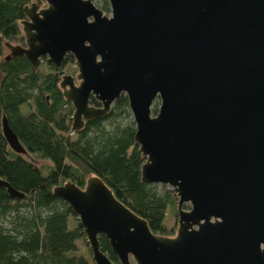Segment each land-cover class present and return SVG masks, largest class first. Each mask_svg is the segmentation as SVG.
Returning <instances> with one entry per match:
<instances>
[{"label": "water", "instance_id": "1", "mask_svg": "<svg viewBox=\"0 0 264 264\" xmlns=\"http://www.w3.org/2000/svg\"><path fill=\"white\" fill-rule=\"evenodd\" d=\"M107 1L109 14L93 0H33L19 20L25 44L3 41V58L23 54L35 69L42 56L59 68L72 55L77 73L59 85L73 132L125 94L142 183L177 196L176 233L163 236L94 174L80 188L54 186L93 263L113 264L99 249L104 234L121 264H264V0ZM0 130L26 153L5 115Z\"/></svg>", "mask_w": 264, "mask_h": 264}, {"label": "trees", "instance_id": "2", "mask_svg": "<svg viewBox=\"0 0 264 264\" xmlns=\"http://www.w3.org/2000/svg\"><path fill=\"white\" fill-rule=\"evenodd\" d=\"M31 1L0 0V117L5 115L30 155L11 150L0 130V179L22 194L11 196L0 185V264H95L75 212L52 190L69 180L83 187L90 174L146 220L154 234L172 235L174 229L166 228L165 215L171 210L177 217V196L171 188L159 192L156 183H142L145 156L134 142L135 123L126 95L120 94L107 114L88 119L73 132V106L59 85L65 72L75 76L76 67L63 70L74 63L72 55L66 54L59 68L42 56L45 70L35 69L23 54L3 58V41L24 44L19 20L24 17L23 6ZM94 4L103 13L110 10L107 0ZM89 103L100 105L92 96ZM156 109L154 100L151 111ZM32 158L47 163L37 164ZM76 240L84 242L90 259L73 253ZM98 241L101 252L113 264H121L104 234L98 235Z\"/></svg>", "mask_w": 264, "mask_h": 264}, {"label": "rangeland", "instance_id": "3", "mask_svg": "<svg viewBox=\"0 0 264 264\" xmlns=\"http://www.w3.org/2000/svg\"><path fill=\"white\" fill-rule=\"evenodd\" d=\"M94 2L97 3V4H100V3H101V0H94ZM42 6H45V2H44V0H43L42 4L40 5V7H42ZM104 12H105L106 14H109V11H104ZM21 31H22V30H21ZM7 52H8V49L4 46V53H7ZM38 66L41 68V70H42V69H43V70L47 69V68H46V65H45L44 62L40 63ZM74 67H75V62H74L73 64H72V63H70V64L68 63V64H66V65L64 66L63 70H64V71L68 70V72H69V71H71ZM75 72H76V71H75ZM65 73H67V72H65ZM76 73H77V72H76ZM76 73H75V74H76ZM69 74H70V73H69ZM72 76H73V75H72ZM73 77H75V76H73ZM154 100H155L156 105H157V107H158L160 101L158 100V98H156V99H154ZM90 104H91V103H90ZM152 113H153V111H152ZM153 114H154V113H153ZM131 117H132V114H131ZM119 119H121V118H119ZM119 119H118V120H119ZM116 122H119V121H116ZM105 124H106L107 127L110 126L109 122H106ZM24 155H25L26 157L30 158V155H29L27 152L24 153ZM32 160H33L35 163H37V164H40V163H47V160H46V161L38 160V159L35 160V159H33V158H32ZM156 185H157L156 189H157V191H159V192H162L163 190H165V188H171V186H169V185H167V184L162 185V184L156 183ZM175 196H176V195H175ZM182 206L184 207L185 210H187V208L189 207V205H186V204H183ZM165 217H166V220H165L166 228L174 229V232H173V234H172V235H174V234L176 233V230H177V219H176V218H177L178 216L175 218V217L173 216V214L171 213V210H167ZM69 221H70V223H71V217L69 218ZM172 235H169V236H172ZM163 236H164V235H163ZM76 242H77V249H75V250L73 251V253H75L76 255L85 256L86 258L90 259V257H89V253H87L86 245L84 244V242H81L80 240H76Z\"/></svg>", "mask_w": 264, "mask_h": 264}, {"label": "flooded vegetation", "instance_id": "4", "mask_svg": "<svg viewBox=\"0 0 264 264\" xmlns=\"http://www.w3.org/2000/svg\"><path fill=\"white\" fill-rule=\"evenodd\" d=\"M24 18H25V16H24L23 18H21V20L24 19ZM23 43L25 44V42H24V37H23ZM4 54H6V53H4ZM68 54H69V53H68ZM40 59H41V61H42V57H41ZM41 61H40V62H41ZM40 62H39V63H40Z\"/></svg>", "mask_w": 264, "mask_h": 264}]
</instances>
